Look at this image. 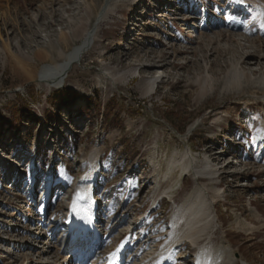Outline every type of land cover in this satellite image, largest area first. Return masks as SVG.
Listing matches in <instances>:
<instances>
[{
    "label": "rangeland",
    "instance_id": "374dc122",
    "mask_svg": "<svg viewBox=\"0 0 264 264\" xmlns=\"http://www.w3.org/2000/svg\"><path fill=\"white\" fill-rule=\"evenodd\" d=\"M262 25L264 0H0V264H264ZM84 27L59 87L30 79ZM199 195L210 226L164 255Z\"/></svg>",
    "mask_w": 264,
    "mask_h": 264
},
{
    "label": "bare ground",
    "instance_id": "6f19581e",
    "mask_svg": "<svg viewBox=\"0 0 264 264\" xmlns=\"http://www.w3.org/2000/svg\"><path fill=\"white\" fill-rule=\"evenodd\" d=\"M89 33H90L89 29L84 27L80 33V40H79L80 43L78 45L74 46L71 49V51L68 52L67 54L61 53L59 56L60 60L58 62L50 64V65H45L39 71L31 72L33 74L30 75V79H36V80L39 79L43 81V83L47 84L49 88L56 87V86L59 87V85L63 83L65 76L67 75V72L69 71V70L66 71L68 66H70L71 68L74 64H77L82 58V56L88 51V48L91 46V45L87 46L88 40H89ZM251 41H248V42L250 43ZM259 52L260 51L258 49H255V51L253 52V55H244L245 57L243 58L247 59L248 61L252 59L254 56H256L257 54H259ZM43 54L45 55L46 52ZM151 83H152L151 81H148L145 83L146 93L151 92L152 90ZM183 158L184 156H181L180 160L182 161ZM194 197L195 196L189 197L179 208L180 216L178 220L180 223L182 222L181 225L183 226V228L175 236L169 237L167 241L160 246V248L162 249V253H165L167 250L170 251V249H172L173 247H176L173 250V252L176 251L177 249L182 247L183 245L182 243H186L185 241H189L191 244L197 241H200L201 240L200 235H197V238H195L196 233L202 234V231H204L203 229L206 227L205 228L206 230L210 226L209 224L210 220L208 218L206 209H204V205L201 202L202 199L200 195L196 196V199H194ZM82 217H83V214L80 215L78 219L82 220ZM251 231L252 229L250 230V232ZM220 257L222 256L220 255ZM153 262H155V260H152V262L150 263L152 264ZM197 264H204L202 257H201V260H198Z\"/></svg>",
    "mask_w": 264,
    "mask_h": 264
},
{
    "label": "trees",
    "instance_id": "16d2710c",
    "mask_svg": "<svg viewBox=\"0 0 264 264\" xmlns=\"http://www.w3.org/2000/svg\"><path fill=\"white\" fill-rule=\"evenodd\" d=\"M59 95V98L57 99V101L58 102H60L61 100H60V98L61 99H63V98H65V100H67V98L70 100V102H73L76 98H77V94L75 93V92H69V91H62L61 90V92L58 94ZM91 100H92V98H90V97H88L87 99H86V102H89L90 101V103H88L87 104V106L88 105H90L91 104ZM51 100L49 99V102H50ZM53 101V100H52ZM52 103V102H51ZM62 103V102H61ZM64 103V102H63ZM66 103V102H65ZM80 110H79V112H83V111H85V110H87V108L86 107H82V108H79ZM104 109H105V107H104ZM106 110L108 111V108H106ZM105 117H106V119L108 120V116L105 114ZM107 127H110V125H107Z\"/></svg>",
    "mask_w": 264,
    "mask_h": 264
},
{
    "label": "water",
    "instance_id": "95a60500",
    "mask_svg": "<svg viewBox=\"0 0 264 264\" xmlns=\"http://www.w3.org/2000/svg\"><path fill=\"white\" fill-rule=\"evenodd\" d=\"M93 32H94V30H91L90 33H89V40H88V44H87V46H88V45H91V42H92L91 37H92V33H93ZM74 62H76V61H74ZM69 68H70V66H68V68L66 69V71H68Z\"/></svg>",
    "mask_w": 264,
    "mask_h": 264
},
{
    "label": "snow or ice",
    "instance_id": "6c2138e0",
    "mask_svg": "<svg viewBox=\"0 0 264 264\" xmlns=\"http://www.w3.org/2000/svg\"><path fill=\"white\" fill-rule=\"evenodd\" d=\"M262 26H264V25H262Z\"/></svg>",
    "mask_w": 264,
    "mask_h": 264
}]
</instances>
